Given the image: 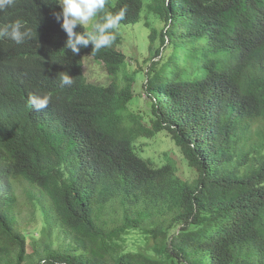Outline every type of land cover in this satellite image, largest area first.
I'll return each instance as SVG.
<instances>
[{
  "label": "trees",
  "instance_id": "trees-1",
  "mask_svg": "<svg viewBox=\"0 0 264 264\" xmlns=\"http://www.w3.org/2000/svg\"><path fill=\"white\" fill-rule=\"evenodd\" d=\"M57 2L16 0L1 13L32 36L10 40L0 85V264H264V0H152L162 27L144 22L148 49L163 57L146 72L119 49V29L95 54L65 51ZM142 6L106 10L126 7L129 25ZM85 56L107 83L88 81ZM38 93L52 95L41 111L28 103ZM161 133L195 177L143 156L137 141ZM21 182L40 190L26 191L45 223L38 238L17 220ZM130 231L146 249H122Z\"/></svg>",
  "mask_w": 264,
  "mask_h": 264
},
{
  "label": "clouds",
  "instance_id": "clouds-1",
  "mask_svg": "<svg viewBox=\"0 0 264 264\" xmlns=\"http://www.w3.org/2000/svg\"><path fill=\"white\" fill-rule=\"evenodd\" d=\"M15 2L16 0H0L1 86H4L10 78V71L8 69V61L10 59L8 49L10 40H13L19 45L23 44L26 39H30L32 36L31 31L24 26L22 21L16 20L8 24V19L12 16L9 13L5 15L1 14L2 10L13 7ZM107 2L108 0H58L56 4L59 5L60 12L55 13V16L67 36L63 46L65 51L70 50L72 54H77L81 48L91 44V49L93 54H95L99 52L100 49L109 47L113 44L121 21L125 18L127 9L125 7L115 13L109 12L106 10ZM101 14H103L102 18L98 19V17H101ZM152 18L159 22L158 17L155 15L154 17L152 16ZM156 23H154L155 26H157ZM77 25L82 26L84 31H76ZM89 25L90 30H86ZM39 56L43 59L41 54ZM162 57L161 50L158 58L161 60ZM59 73L61 87L71 86L74 83L72 76H70L67 71H61ZM51 100V93H38L31 96L28 103L36 111H41L48 107Z\"/></svg>",
  "mask_w": 264,
  "mask_h": 264
},
{
  "label": "rangeland",
  "instance_id": "rangeland-1",
  "mask_svg": "<svg viewBox=\"0 0 264 264\" xmlns=\"http://www.w3.org/2000/svg\"><path fill=\"white\" fill-rule=\"evenodd\" d=\"M151 0H143V6L140 13V19L135 24L125 25L120 24L119 31L123 36V43L119 46V49L126 54L128 60L133 59L138 62L140 67L146 72L148 66L151 62L158 59L155 56L156 47H152L151 51L148 49V29L144 27V22L148 21L152 26L157 21L152 18L155 14L148 12V5ZM156 17H159L155 15ZM157 26L162 27V23L157 22ZM90 29V25L87 27ZM163 53L167 54V49L163 50ZM83 71L89 82L100 84L107 83L108 78L106 76V70L104 65L101 62L95 61L90 56H85L83 58ZM137 65V66H139ZM143 98L146 96L143 95ZM137 144L143 149V156L150 158L152 161L162 162L165 157H170L176 159L180 165L181 172L183 170L184 176L188 178L195 177V171L186 166L185 162L179 157V152L172 148V142L169 136L164 133L158 134V136L152 139H139ZM168 149V150H167ZM171 152L173 154L165 156L163 151ZM164 155V156H163ZM15 193L18 197V202L21 205H18L17 210V220L20 222L21 226L27 229V234H32L35 238L39 237V234L45 223L43 222V217L40 215L39 211H34L30 205L26 191L31 189L33 191L39 192L40 190L29 186L25 182L16 183L14 185ZM38 196V195H37ZM58 231L56 228H53L51 238L54 242V245H58L61 242H57L56 238ZM63 238V235L60 236ZM33 237L28 238V252H31V243ZM119 244L124 250L135 251L137 249H146L149 245V242H144L141 234L138 231H130L127 235L123 236V239H120Z\"/></svg>",
  "mask_w": 264,
  "mask_h": 264
}]
</instances>
